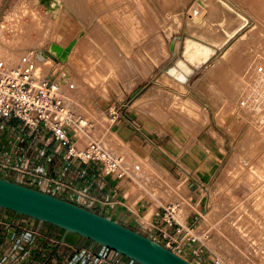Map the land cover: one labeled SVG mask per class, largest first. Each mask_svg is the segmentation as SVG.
I'll list each match as a JSON object with an SVG mask.
<instances>
[{"label":"rangeland","instance_id":"obj_1","mask_svg":"<svg viewBox=\"0 0 264 264\" xmlns=\"http://www.w3.org/2000/svg\"><path fill=\"white\" fill-rule=\"evenodd\" d=\"M199 1L118 0L119 5H131L135 25H148L152 44L157 43L160 52L161 46L164 54L166 52L167 59L162 60L160 66L170 59L166 68L173 65L175 58L185 59L183 47L186 40L212 50L210 59L195 70L185 83H179L167 74L171 81L158 91L146 94L150 98H140L145 93L141 89L145 83L129 95H123L111 76L95 78L92 74L95 68L80 62L85 53L77 50V45L71 49L68 57L74 53L72 62L68 60V65H51L49 71L52 68L57 79L67 73L68 79L63 78L64 82L67 81L63 83V98L68 100V107L71 106V93L77 92L78 101L87 105L86 108L75 109L78 116L89 124L85 132H78L75 146L82 149L90 141L96 140L114 156L123 158L129 167L132 186L136 185L144 191L150 210L155 209L152 217L157 216L158 220L153 222L147 215L138 219L146 230L151 226L164 227L162 217L166 203L190 200L193 206L189 208L185 221L181 222L189 231V236L197 240L191 243L184 234L175 236L172 230L171 236L176 239L175 244L170 246L177 255L191 264H216V258L226 264H264V79H260L257 73L259 67L264 68V0H202V5ZM19 2L0 0V60L9 66L16 65L19 58L29 51L42 54L45 58L50 43L60 42L64 46L76 38L77 32L85 26L77 24L71 35L68 31L66 38L59 39L67 20L59 16L51 21L52 14L47 15L43 10L38 12L31 0ZM91 21L85 20L86 27L92 25ZM53 24L55 28L52 29ZM93 32L90 31L91 37L86 40L87 47L94 55L89 57L91 62L93 58L99 61L98 55H111L104 46L100 50L97 44L99 39L94 38ZM247 35L252 36L253 40L247 41ZM171 42H174L173 56L169 50ZM244 51L248 52L246 56H243ZM113 59L112 64L116 62ZM49 62L54 64L58 61ZM91 62L89 65H92ZM131 68L136 76L138 71L133 66ZM70 69L72 74H76L75 79L69 76L67 71ZM43 72L48 73V70L44 68ZM109 72L112 75V71ZM113 79L115 81V76ZM178 84L184 89L179 90ZM110 89L116 90L118 104H113L115 101ZM103 98L110 104L106 111L95 107L97 99L102 102L105 101ZM242 102L245 105L240 107ZM118 106H121L119 114H129L131 111L137 115V108L139 112L163 122L157 130L161 136L167 133L179 137L182 134L184 150L193 144L198 146L197 177L192 176L194 181L189 180V173L182 177L175 173L174 179L165 166L155 159L145 156L143 160L130 153L110 133L112 130L107 121L109 110ZM169 118H173L175 123ZM191 119L196 120L197 124L191 123ZM1 123L5 139L0 143V150H8L18 133L26 135L29 132L18 119L6 122L0 119ZM68 132L73 135L71 131ZM166 138L162 142H166ZM26 139L25 136L20 143L17 141L22 152L27 147ZM48 139L50 135L45 136V140ZM174 141L179 144V141ZM212 142L217 144V149H210ZM58 145L53 141L47 146L56 149ZM211 156L213 159L210 161ZM169 157L181 165L173 156ZM161 161L169 166L165 158ZM213 166L215 169L209 173ZM123 223L128 225V222ZM128 228L162 246L165 244L154 229L144 231L139 224Z\"/></svg>","mask_w":264,"mask_h":264},{"label":"crops","instance_id":"obj_2","mask_svg":"<svg viewBox=\"0 0 264 264\" xmlns=\"http://www.w3.org/2000/svg\"><path fill=\"white\" fill-rule=\"evenodd\" d=\"M47 1H43V4L41 0H34L33 7H35L38 12L43 10L47 15L52 14L51 21L56 20L59 16L67 20L62 27L59 39L66 38L68 31L71 35L72 29H76L77 24L81 26L82 24L85 25L81 31L79 30L77 32V37L72 38L66 45L63 46L60 42H55L50 43L49 46L55 44L66 48L71 43H74L73 47L77 45V50H82L85 53L83 58L80 59V62H85L87 67L92 66L93 69L95 68V71L92 73L95 78L107 75L111 76V80L113 83H116L117 88L123 95H129L145 83L144 86L141 87L142 90H145V93L140 97L141 99H143V97L150 98V96L146 94L158 91V89L165 87L168 85L167 83L171 81L172 78L164 71L171 59L160 66L162 60L165 59L166 61L167 59L166 52L164 54L161 46V53L159 45L157 43L154 45L152 44L153 40H150V28L148 25H141L139 27L135 25L131 15L133 13V8L130 4L122 3L119 5L118 0ZM17 2H19V0H14V3ZM74 13H77V15H74ZM80 16L83 17L81 18ZM82 19H84L83 23L81 21ZM86 19L92 20V25H89L90 27H86ZM93 25L95 26L93 27ZM57 26H59L58 23ZM53 28H55L54 24L52 26V29ZM91 30L92 32L94 31V38L96 37L99 39V43L97 44L100 50H102V46H104V49H107L106 52L111 54L110 56L105 55V53V56L98 55L100 56L99 61L93 58L95 63L90 61L89 57H91L93 53L86 45L87 38L91 37V34H89ZM96 42L97 40H95V43ZM81 43H84L83 47ZM109 48H111V50H109ZM45 54L51 57V55L48 54V50ZM73 55L74 53L70 56V62L73 60ZM171 56H173L172 53ZM112 59L116 60L113 64ZM90 62L92 65H89ZM131 66L135 67L138 71L136 76L132 74ZM110 70L112 71V75H110ZM67 72H69V76L72 79H75L76 74H72L71 69ZM164 72L166 73L165 75H163ZM114 76L116 78L115 81L113 79ZM63 78L64 80L68 79L66 72L61 76L62 80ZM63 83L66 84L67 81H63ZM65 84H63V86ZM177 87L179 90L183 89L180 84H178ZM110 90L115 101L113 104H118L119 101H117L116 90ZM77 93H71L72 100H70L71 106H69V110L75 116H78L75 111L77 107L86 108L87 106L84 102L80 103V101H78L79 97ZM119 96L120 94H118V97ZM102 100L105 101L101 102V100L97 99L95 107L99 110L106 111L110 104L106 102V99L103 98ZM120 107L121 106H118V108ZM191 107L192 106H189V108ZM135 111H137L135 112L137 115L133 114L131 111L128 112L129 114L124 113V115L120 112L117 121L109 127V129L112 130L110 133L115 135L135 157L145 160V156H149L155 159L160 165L163 164L167 173L169 172L168 174H171V177L175 176V173L180 174L177 175L178 177H182L185 173H189V180H193L192 176H196L197 174L198 146H196V148L193 144L189 149L184 150V144L182 143L184 138L181 136L182 134H180L179 137H174L175 135L172 137V135L167 133L161 136L157 133V130L158 126L162 125L163 122L151 115H146L142 111L139 112L137 108ZM133 119H135V121H133ZM169 120L175 123L173 118H169ZM191 121V123L197 124L196 120L191 119ZM137 125L140 126V128ZM163 138H166L167 141L162 142L164 140ZM174 140L179 141V144H177L178 142L175 143L176 141ZM216 145L215 142H212L209 144V147L214 150L217 149ZM169 155L173 156L174 159L180 162L181 165H184L185 168L171 159ZM29 158L32 160L30 167L33 172L58 180L64 185L61 192L59 194H53V196L105 216L120 224L128 222V225L123 223V225L127 227H135L138 223V219H141L143 215H147L149 220L153 222L158 220V218H156L157 216L152 217L155 209L150 210L148 200H146L143 195L144 191L136 185L132 186L133 181L128 176V169L125 165L127 175L123 179L117 180L106 175L99 165H82L67 160L64 157L63 149H59L55 152L53 147L45 146L39 150V153L35 151L30 152ZM162 158L166 159V163L167 161L169 162L170 167L161 161ZM212 159L213 157L211 156L209 160L211 161ZM214 166L208 170L209 173L215 169ZM9 216L14 215L10 212H3V210H0V246L4 244H17L19 246L17 260L22 264L93 263L94 259L90 254L81 253V251L91 250V252L95 254L98 251L99 248L94 246L91 242L76 235L65 233L48 224H39L38 232L40 236L25 238L26 235L23 232L11 229L7 226L6 222ZM23 242L26 244L25 247L20 246ZM121 262L125 263L126 260L123 259L120 263Z\"/></svg>","mask_w":264,"mask_h":264},{"label":"built area","instance_id":"obj_3","mask_svg":"<svg viewBox=\"0 0 264 264\" xmlns=\"http://www.w3.org/2000/svg\"><path fill=\"white\" fill-rule=\"evenodd\" d=\"M44 55L45 58L53 60L46 54ZM45 58L43 57V59ZM39 69L37 54L34 51L22 55L17 64L13 66H9L0 60V119L4 122L18 119L29 129L26 135L18 133L17 139H15L12 146H8V150H0V178L51 196L59 194L64 185L58 180L33 172L30 167L32 160L29 158L30 152L39 153V150L54 141L59 144L55 152L59 149H65L64 157L67 160L82 165H99L106 175L117 180L123 179L127 175L123 160L106 150L99 141L92 140L82 149L75 146L76 135L74 133L71 135L68 131L75 128L77 130L83 129V132H85L89 124H85L84 119L75 116L67 108L61 93V81L63 80L56 78L55 71L51 68V71L41 77L38 74ZM118 111L119 108L115 107L109 110L108 125L111 126L117 121L119 118ZM0 125L3 126V123ZM1 126L0 143L5 139ZM46 135H50V139L45 140ZM25 136L27 137L25 144L27 147L22 152L18 147V143L24 140ZM179 209L180 204L178 202L166 204L163 208V228L151 226L146 230L142 223L138 222L137 224L144 231L154 229L158 237L165 243L164 246L175 253V250L170 246L175 244L174 240L176 239L171 236L172 230H174L175 236L184 234L191 243L197 240L195 237L189 236V231L183 227V223L177 217ZM3 212L8 211L3 210ZM13 215L9 216L6 222L9 228L20 230L26 235L25 238L40 236L38 226L43 223L29 217ZM24 244L23 242L20 246L25 247L26 244ZM97 247L99 249L95 254L91 250L81 251L83 254L86 253L92 256L94 259L92 264L134 263L116 252L113 253L112 250L102 246ZM17 252H19L17 244L0 246V264H22L17 260ZM123 258L126 262L120 263ZM216 259V264H226L219 258Z\"/></svg>","mask_w":264,"mask_h":264},{"label":"water","instance_id":"obj_4","mask_svg":"<svg viewBox=\"0 0 264 264\" xmlns=\"http://www.w3.org/2000/svg\"><path fill=\"white\" fill-rule=\"evenodd\" d=\"M41 1L44 4L47 0ZM73 45L74 43H71L62 48L51 44L48 54L53 60L65 63ZM173 49L174 42L171 43L170 51L175 55ZM210 57L199 64H191L186 58H175L173 65L167 67L165 72L178 82L185 83ZM186 62L193 66V69ZM174 67L184 73V80H179L177 75L169 73V69ZM0 209L76 235L112 250L136 264H191L158 242L114 220L3 178H0Z\"/></svg>","mask_w":264,"mask_h":264},{"label":"bare ground","instance_id":"obj_5","mask_svg":"<svg viewBox=\"0 0 264 264\" xmlns=\"http://www.w3.org/2000/svg\"><path fill=\"white\" fill-rule=\"evenodd\" d=\"M32 2H34V0H31ZM200 3V5H202V0H200L199 1ZM27 4V3H26ZM66 6H67V4H66ZM14 8V7H13ZM67 8V7H66ZM52 9V8H51ZM14 12V11H13ZM12 12V13H13ZM15 13H18V11L17 12H15ZM14 14V13H13ZM61 14V13H60ZM247 15V14H246ZM10 16L12 17L13 15L10 13ZM9 16V17H10ZM6 17H8V14H7V16ZM248 32H250L249 30H248ZM246 33V32H245ZM252 33V32H251ZM244 34V33H243ZM244 36V35H243ZM2 37V36H1ZM245 37V36H244ZM241 38V37H240ZM246 40L247 41H252L253 39V37L252 36H250V35H247L246 36ZM239 39V38H238ZM244 40V39H243ZM243 42V41H242ZM240 45V44H239ZM61 47V46H60ZM239 47V46H238ZM256 47V46H255ZM63 48V47H62ZM183 49H184V52H183V56L186 58V60L188 61V62H190L191 64H196V63H203L204 61H206L207 60V58H209V56L212 54V50H210L209 48H207V47H205V46H203V45H198V44H195L193 41H191V40H186L185 42H184V47H183ZM71 52V51H70ZM70 52H69V54H70ZM228 52V51H227ZM226 53V52H225ZM248 52L247 51H244L243 52V56H246V54H247ZM69 54H68V57H69ZM225 54H223V56H224ZM222 56V55H221ZM67 57V59H66V62L65 63H61V62H57V63H50L47 59H43V56H42V54L41 55H37V60H38V64H39V66H40V69H39V71H38V74L39 75H41V77H43L44 75H46L47 73L45 72H43V69L44 68H46L48 71H49V66H53V65H55V66H59L60 64H67V62H68V60H70V58H68ZM56 61V60H55ZM54 66V67H55ZM169 73L172 75H177V77H178V79L179 80H184V78H185V75H184V73L183 72H181L179 69H177V68H171V69H169ZM257 73H258V75H259V78L260 79H264V68H262V67H259L258 69H257ZM62 82V85H61V93H62V96L64 97V95H63V81H61ZM180 83V82H179ZM177 86V85H176ZM184 89V88H183ZM65 100V99H64ZM65 103H66V100H65ZM67 104V103H66ZM245 105V103L244 102H242L241 103V105H240V107L241 106H244ZM67 108H69L68 106H67ZM85 124H88L87 122H85ZM79 131H83V130H77V129H74V130H72L71 132L72 133H74L75 135H76V137L78 136V132ZM87 142H89V141H87ZM119 158H121V157H119ZM122 160H123V164L126 166V168L128 169V176H131V174H130V172H129V167L127 166V164H126V162L124 161V159L123 158H121ZM173 203V202H172ZM179 204H181L180 205V209H179V212H178V214H177V217L179 218V220L180 221H185V219H186V217H187V215L189 214V211H190V207L191 206H193L192 205V203L190 202V200L188 201V202H184V203H182V202H178Z\"/></svg>","mask_w":264,"mask_h":264}]
</instances>
